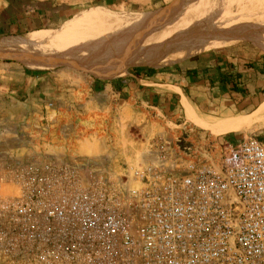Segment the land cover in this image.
<instances>
[{
	"label": "rangeland",
	"instance_id": "obj_1",
	"mask_svg": "<svg viewBox=\"0 0 264 264\" xmlns=\"http://www.w3.org/2000/svg\"><path fill=\"white\" fill-rule=\"evenodd\" d=\"M243 2L249 7V0H117L107 4H89V0H31L22 3L23 12H16L11 18H2L0 12V44L46 36L48 43L67 49L55 50L54 54L48 47L29 44L13 56H0V201L21 195L19 178L25 172L43 170V164L34 162L38 160L59 158L66 162L77 160L78 164H87L89 160V167L95 166L112 179L127 183L140 167L163 163L169 169H183V165H177L176 155L191 146L199 154L209 150L205 145L210 140L229 135L264 138V119L239 132L213 134L190 122L183 107L175 113L169 109L162 111L135 99L132 88L115 96L109 87L111 83L123 85L121 81H131L136 67H154L167 73L185 67L190 59L202 61V65L211 66L202 69L200 82H206L214 64L226 61L237 72L248 63H255V70L244 72L243 95L206 85L205 98L187 93L194 114L207 124L222 128L237 118H253L264 103V76L259 73L264 61V40L257 37L197 54L186 44L163 45L165 42L156 36L159 33L153 34L154 30L163 32L171 27L194 29L196 25L195 30H199L198 21L228 7L239 10ZM12 4L16 5L14 8L21 5L16 0H11ZM252 8L264 21V6ZM61 11L65 12L64 17L60 16ZM91 16L116 17L119 23L71 27L75 20ZM249 27L259 30L264 25ZM147 32L151 34L143 36ZM122 40L147 47L152 62L113 67L122 72L114 78L89 70V66H97L91 63L89 55H83L89 46L112 45ZM47 49L53 56L40 53ZM29 62L46 63L48 67L33 69L27 65ZM95 84L97 90L92 89ZM21 112L23 118H19ZM78 147L82 154H78ZM27 163L35 166L25 168L23 164Z\"/></svg>",
	"mask_w": 264,
	"mask_h": 264
},
{
	"label": "built area",
	"instance_id": "obj_2",
	"mask_svg": "<svg viewBox=\"0 0 264 264\" xmlns=\"http://www.w3.org/2000/svg\"><path fill=\"white\" fill-rule=\"evenodd\" d=\"M205 146L176 155L181 170L140 167L127 183L66 165L25 172L21 195L0 201V262L264 264V142Z\"/></svg>",
	"mask_w": 264,
	"mask_h": 264
},
{
	"label": "bare ground",
	"instance_id": "obj_3",
	"mask_svg": "<svg viewBox=\"0 0 264 264\" xmlns=\"http://www.w3.org/2000/svg\"><path fill=\"white\" fill-rule=\"evenodd\" d=\"M249 3H250L249 7L246 6L245 2H243V4L240 3L242 5L239 10L235 7H230V8L228 7L223 11L219 10L216 13H211L210 15L205 17L206 19L197 22L198 25L200 26L199 28H201L199 30H195V28L197 27L196 25L194 29L193 28L184 29L180 27L171 29L172 28L171 27L170 28L171 30L168 28L169 30L167 29L166 31L164 30L163 32H160L159 30H156V31L154 30L153 34L159 33V35H156V36L159 37L161 41L165 42L163 43V45L173 46L175 44H186L188 47L191 46L190 51H192L193 53H197V54L204 53L216 47H226V46H230V45H233V44L245 41V40L257 38V37L264 40V27L259 30L257 28H256L257 30H253L255 29L254 27L252 28L249 27L250 25H256V26L264 25V21H261L259 14L256 13L257 10H253L252 8V6L254 5L257 6L260 4L264 6V0H249ZM115 18L108 17V16H101V17L91 16V18H88V19L87 17L83 19L80 18L82 20L78 18L79 21L78 20L77 21L75 20V22L73 21L74 23L71 24V27L77 28V27L89 25L92 23L102 24V25L110 24V23H116V24L119 23V20L117 21V19ZM259 22L260 24H258ZM191 24H194V23H191ZM150 34L151 32H147L143 36L148 37V35ZM45 37L46 36H38L36 37V39L29 38V39H23V40H17V41L15 40L11 42H3L2 44H0V56L6 53L7 54L10 53L9 55L13 56L16 50H21L25 48L26 46L28 47L29 44H32L31 46L42 45V46L48 47L49 49L53 50L52 52L54 54H55V50H62V51L67 50V49L64 50V48L61 49V47H59L58 45L55 46V44L51 42L48 43V41H45ZM49 49L42 50V51L39 50V51H41L40 52L41 54L49 53V55H52L49 52ZM78 49H79L78 51H80L81 48H78ZM78 51L76 49V52ZM152 51L155 52L156 48H154V50ZM157 51H159V49H157ZM151 54L148 53L147 47L145 48L140 45H132L130 43H124L122 40L121 42H113L112 45L99 44L96 46L95 45L89 46V51L88 52L86 51L83 55L85 56L89 55V60L91 61V63L97 64V66H95L94 64H92L94 66H89L90 71L99 73L107 78H114V77L122 75V72H120L119 70H116V69L114 70L115 67H121L125 64L151 63L153 60V57ZM31 55H34V54H32L31 52ZM83 58L84 56H82V59ZM34 62L36 63V60ZM41 63L40 64L31 63L30 64L29 62L27 63V65L33 69H38V70L47 69L48 66L46 65V63L45 64L44 63L41 64ZM110 65L112 66V68L113 67L114 68L113 69L109 68L111 67ZM183 107L185 111L187 112L190 122L194 123L196 126L200 128H203V129H206L212 132L213 134H219L223 132H239L242 129L247 128L250 125L257 123L261 121L262 119H264V103L261 105L257 114L253 118H247V117L241 118V119L237 118L236 120L227 123L222 128L220 127L218 128L214 125L207 124L205 121L196 117L193 110L191 109L192 106H190L186 98L183 99Z\"/></svg>",
	"mask_w": 264,
	"mask_h": 264
},
{
	"label": "crops",
	"instance_id": "obj_4",
	"mask_svg": "<svg viewBox=\"0 0 264 264\" xmlns=\"http://www.w3.org/2000/svg\"><path fill=\"white\" fill-rule=\"evenodd\" d=\"M14 1V0H13ZM31 0H16L17 3L21 4L19 7L14 8V4L11 5V0H0V12L3 14L4 19L11 18L12 14H17L16 12H23L22 3H29ZM35 1V0H34ZM83 1V0H79ZM86 1V0H85ZM115 2L117 0H89V4L94 3H100V4H107L108 2ZM14 5V6H13ZM63 11L60 12V16H63ZM64 17V16H63ZM202 61H192L191 59L186 63L185 67H181L178 71L173 72H167V73H160L157 72L155 74H151L152 69L150 68H143L138 71H135L133 69V75L131 81H121L120 83H111L109 85L112 93L115 96H119L121 93L126 92V90H133V93L135 95V99L141 100V102L146 104H153L155 108H159L162 111L165 109H169L172 113L177 112L178 108L183 107V99L186 98L188 101L189 94L190 95H197L201 98H205L206 95L204 93L203 85H206V88L211 87L210 83L212 82V86L217 89L220 87L221 89L226 90V92H229L228 88L221 85L218 82L219 79V71L218 68L221 69V71L224 70H230V67L232 65H228V63L225 61L223 63L214 64L212 66L215 67L214 71L215 73L212 74V70H209L207 76L209 79L205 82L202 80L200 82V79H202V69L203 68H209L211 66L209 65H202ZM152 68V67H151ZM153 69H155L153 67ZM157 69V68H156ZM192 71H196V75L193 74ZM210 73L212 74L210 76ZM199 80V81H197ZM211 81V82H210ZM137 86V88H136ZM93 90H97V84L93 85ZM121 89V90H120ZM189 93V94H187ZM189 102V101H188ZM19 106L21 109L27 108V105H15ZM184 108V107H183ZM24 113L21 112L19 115V118H23ZM89 124V123H88ZM10 141H14L13 139ZM84 145H82V148ZM80 149V147H78ZM78 149V154H82V149ZM11 150H13L11 148ZM84 159V158H80ZM88 159V158H87ZM75 160V159H74ZM63 161L59 158H49L45 160H38L34 161L40 164H43L45 166L49 165H66L70 167H76L81 170L82 173L88 174L89 170H96L95 166L89 167V160L87 161V164H78L77 160H67ZM81 161V160H80ZM25 168L34 167L35 163H27L23 164ZM0 264H3L0 262Z\"/></svg>",
	"mask_w": 264,
	"mask_h": 264
},
{
	"label": "trees",
	"instance_id": "obj_5",
	"mask_svg": "<svg viewBox=\"0 0 264 264\" xmlns=\"http://www.w3.org/2000/svg\"><path fill=\"white\" fill-rule=\"evenodd\" d=\"M144 67H136L135 71H138L140 69H143ZM153 68V67H152ZM249 70H255L256 69V65L255 63H248L246 65V67L244 66V68H240V70L238 69V71H234V67L231 66L230 70H224L221 71L220 68H218L219 71V79L218 82L227 87L229 92L231 94H239V95H243L246 93V88L244 87L242 83L243 78H244V72ZM158 71L155 69H152L151 74H155ZM193 74H197L196 71H192ZM259 73H261L264 76V61L262 64V69H260ZM211 82V81H210ZM210 86H212V82L210 83ZM234 136H238V135H229L228 137H234ZM257 139H259L260 141L264 142V138L261 137H256Z\"/></svg>",
	"mask_w": 264,
	"mask_h": 264
},
{
	"label": "water",
	"instance_id": "obj_6",
	"mask_svg": "<svg viewBox=\"0 0 264 264\" xmlns=\"http://www.w3.org/2000/svg\"><path fill=\"white\" fill-rule=\"evenodd\" d=\"M81 121H78V123H80ZM82 124H84L85 125V123L84 122H81Z\"/></svg>",
	"mask_w": 264,
	"mask_h": 264
}]
</instances>
